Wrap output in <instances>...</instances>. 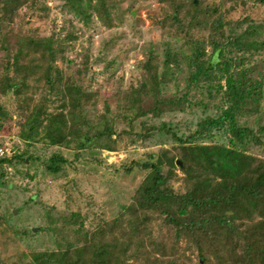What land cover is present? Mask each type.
<instances>
[{"label":"rangeland","instance_id":"1","mask_svg":"<svg viewBox=\"0 0 264 264\" xmlns=\"http://www.w3.org/2000/svg\"><path fill=\"white\" fill-rule=\"evenodd\" d=\"M196 1L202 6L218 4L226 14V31L228 24L234 29L237 21L241 28L256 25L258 33L254 39L261 42L260 48L247 53H223V61L236 57L234 66L226 68L220 61L209 77L201 75L193 80L194 66L189 68L187 59L190 50L181 41L182 34L161 22L165 12L158 8L156 0H106L107 19L99 16L93 6L88 7L91 17L85 21L69 10L64 0H21L10 23L0 16V45L2 36L8 34L10 53L15 50L17 37L23 36H53L63 46L54 60L39 59V53H29L42 66L52 64L59 69L62 78L52 88L45 83L43 70L38 69L28 77L27 88L19 96L12 92L0 94V107L7 113L0 118V147L5 149L0 156L25 149L18 135L25 114L20 103L27 108L38 104L47 113L63 111L69 124L66 84L81 87L88 97L75 112L77 129L66 145H54L38 137L28 147L30 158L25 162L4 163L0 167L2 264H25L34 253L50 251L57 256L63 250H69L70 254L82 251V260L86 262L94 243L101 239H109L115 246L127 241L126 264H145L146 260L148 264H247L248 242L258 243L259 237L264 243V234H253L259 222L263 226L257 228L264 231V213L255 201H245L244 217L234 221L230 230L214 225L210 233L202 230L194 234L178 233L165 224L158 210L143 201L141 188L150 171L139 167L128 172L124 169L132 161L158 160L163 164L165 185L176 193L184 191V148L171 133L146 129L165 125L177 136L186 138L198 128L201 119L220 114L227 105L226 79L239 83L240 75L245 79L240 87L245 88L247 83L255 87L256 93L239 104L235 118L238 125H246L257 133L260 141L245 137L239 148L246 155V169L251 170L257 164L264 166V128L260 131L264 127V2ZM229 6L232 9L227 10ZM211 34V23L206 17L191 27V37L204 48L203 59L211 54ZM167 47L175 53L165 68ZM149 51L153 52L158 75L164 72L157 100L178 103L171 107L160 105L155 113L147 111L130 120L137 100L130 98L132 90L148 82L140 65ZM6 54L0 46V62ZM152 100L151 93L140 94L139 109L146 110ZM106 121L115 130L110 138L93 137ZM86 136L90 139L84 147L77 146ZM229 138L224 127L212 128L193 140L228 144ZM53 153L66 159L56 173L44 166ZM127 207L145 223L147 234L142 244L131 238L126 228L125 219L130 216ZM177 207L178 202L171 198L162 203L163 209L170 208L174 216L186 219ZM112 221L116 223L112 232L93 239L92 234L99 226L111 225ZM261 258L263 263L258 259L255 262L264 264V254Z\"/></svg>","mask_w":264,"mask_h":264},{"label":"trees","instance_id":"2","mask_svg":"<svg viewBox=\"0 0 264 264\" xmlns=\"http://www.w3.org/2000/svg\"><path fill=\"white\" fill-rule=\"evenodd\" d=\"M156 1L158 8L165 12L161 22L164 25L173 26L177 30V34H182L181 41L190 50L189 53L191 54L187 59L189 68L194 66L191 73V79L193 80H197L201 75L209 77L211 71L217 67L216 64L220 61L227 65L226 68L234 66L236 57H228L223 61L221 60L224 57L223 53H247L260 48L261 42L254 39V36L258 33L257 26L247 24L245 28H241L239 21H237L234 29L228 24L229 31H226V14L220 10L218 4L215 6H202L201 2L196 0ZM258 1L264 2V0ZM20 2L21 0H0V16L7 23H10L13 19ZM64 2L70 11L85 21L91 17L88 7L93 6L99 16H104L106 19L109 17L106 0H64ZM228 9H232V7L229 6ZM204 17L210 20L212 30L209 40L212 49L208 59L202 57L205 53L202 44L197 43L190 35L191 27L201 23ZM245 20L248 19L242 21ZM106 22L108 25L110 24L108 20ZM8 38V34H4L1 38L0 46L7 54L0 62V94L5 95L12 92L15 96H19L27 88L28 77L38 69L43 70L41 75L50 88L62 78L56 66L52 64L42 66L37 58L32 59L29 56V53L34 52L39 53V59L54 60L56 53L63 48L62 42L56 40L53 36L46 38L17 37L15 50L10 53L7 51ZM152 53L149 51L140 65L147 74L148 82L140 83L132 90L133 95L130 98L137 100L135 103L136 108L132 111L133 115L130 120L147 111L155 113L160 105L171 107L176 106L178 103V101L170 99L157 100L156 94L164 72L158 75L153 64L154 56ZM172 53L175 52H172L169 47L164 51L163 66L165 68L173 61L174 55ZM241 61L239 60V63ZM239 77L242 78L239 79V83H233L232 80L226 79L225 95L227 105L221 108L220 114L216 117L206 116L201 119L197 124L198 128L186 138L177 136L165 125L151 126L146 129L149 132V130L157 128L171 133L172 137L184 148V161H182L186 182L184 191L176 193L165 185L163 164L158 160L132 161L128 167L124 168L127 172L133 167L150 171L147 181L141 188L143 201L158 210L164 216L163 221L165 224L173 226L178 233L186 231L194 234L197 230L210 233V228L214 225L230 230L234 221L241 220L244 217L245 201L248 199L255 201L259 211L264 213V166L257 164L251 170L249 167L246 169L244 161L246 155L239 148V142H242L245 137H250L257 143L260 140L257 133L246 125H238L235 118L239 104L247 96H253L256 91L255 87L247 83L245 88L242 89L240 83L242 84L245 79L241 75ZM64 92L67 97L68 114L70 115L69 124L63 111L47 113L38 104L27 108V106L25 107L24 104L20 103L19 106L25 110V114L18 135L24 142L25 149L21 152H12L7 156H0V167L4 163L12 165L15 162H25L30 158L28 147L38 137L45 138L54 145H66L70 137L75 135L77 129L74 123L75 112L88 97H86V93L81 87L72 83L66 84ZM144 92L151 93L153 98L146 110L138 107L139 96ZM5 116H7V113L0 107V118ZM224 127L230 135L228 144H204L193 140L196 136L202 135V133L212 128ZM263 128H260V131ZM114 131L113 126L106 121L105 125L92 136L95 138L102 136L110 138ZM148 132L143 133L144 136H147ZM89 139V136H86L84 141L78 142L77 146L84 147L85 141H89ZM105 148L110 149L112 147L105 145ZM65 162L66 159L62 155L53 153L44 162V166L51 173H56ZM165 198H171L178 202V213L186 215V219L180 220L178 216H174L170 208L163 209L162 203ZM127 213L130 216L125 219L127 222L126 228L131 234V238H137L142 244L147 234L145 223L133 212L131 207H127ZM262 224L263 222H259L254 227L255 232L253 234L258 232L260 235L264 234L263 230L257 228L263 226ZM115 226V221H112L111 225L99 226L92 234L93 239L98 236L103 238L104 234L109 231L112 232L111 229L114 230ZM88 240L92 242V239ZM256 243V241H249L247 244L245 258L247 264H258V262H255L256 259L263 263L261 257L264 254V243L259 237L258 243ZM127 248V241L115 246L114 242L110 243L109 239H101L98 243H94L90 251V258L86 262L82 260V251L77 250L70 254L69 250H63L58 251L57 256L56 252L50 251L34 253L30 261L25 264H126L125 253ZM60 253L62 256L58 257ZM0 264H2L1 261ZM145 264H148L147 260Z\"/></svg>","mask_w":264,"mask_h":264},{"label":"built area","instance_id":"3","mask_svg":"<svg viewBox=\"0 0 264 264\" xmlns=\"http://www.w3.org/2000/svg\"><path fill=\"white\" fill-rule=\"evenodd\" d=\"M5 152V149H3L2 147H0V155H2Z\"/></svg>","mask_w":264,"mask_h":264},{"label":"water","instance_id":"4","mask_svg":"<svg viewBox=\"0 0 264 264\" xmlns=\"http://www.w3.org/2000/svg\"><path fill=\"white\" fill-rule=\"evenodd\" d=\"M177 163H179V164L181 165V163H180V161H179V160H177Z\"/></svg>","mask_w":264,"mask_h":264}]
</instances>
